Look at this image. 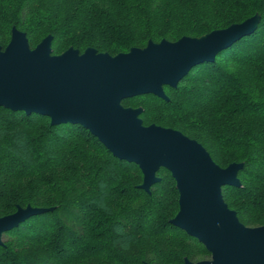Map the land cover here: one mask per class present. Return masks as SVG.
Segmentation results:
<instances>
[{
    "label": "trees",
    "instance_id": "trees-1",
    "mask_svg": "<svg viewBox=\"0 0 264 264\" xmlns=\"http://www.w3.org/2000/svg\"><path fill=\"white\" fill-rule=\"evenodd\" d=\"M253 17V33L193 67L177 87H164L167 100L141 95L122 105L143 107L144 126L180 132L222 169L242 164L240 186L223 188L222 197L241 224L257 228L264 225V0H0V45L8 47L16 28L32 49L51 36L54 56L92 48L116 57ZM157 176L148 192L140 167L116 158L84 127L0 107V218L29 206L53 209L3 235L0 264L210 260L170 224L179 193L168 171Z\"/></svg>",
    "mask_w": 264,
    "mask_h": 264
},
{
    "label": "water",
    "instance_id": "water-1",
    "mask_svg": "<svg viewBox=\"0 0 264 264\" xmlns=\"http://www.w3.org/2000/svg\"><path fill=\"white\" fill-rule=\"evenodd\" d=\"M257 24L253 17L199 39L150 42L116 57L92 48L54 56L51 36L32 49L27 35L14 28L8 47L0 45V107L48 117L52 126L84 127L116 158L140 167L141 188L148 192L159 181L157 174L168 171L179 193V211L170 224L210 255V260L184 264H264V225L245 227L222 197L223 188L240 186L243 165L222 169L196 141L171 129L146 127L143 109L122 105L141 95L167 100L164 87H177L193 67L213 62ZM50 211L29 206L0 218V245L6 232Z\"/></svg>",
    "mask_w": 264,
    "mask_h": 264
},
{
    "label": "rangeland",
    "instance_id": "rangeland-1",
    "mask_svg": "<svg viewBox=\"0 0 264 264\" xmlns=\"http://www.w3.org/2000/svg\"><path fill=\"white\" fill-rule=\"evenodd\" d=\"M49 37V36H48ZM41 44V43H40ZM39 44V45H40ZM5 50V49H4ZM137 109H143L144 110V108L143 107H139V108H137ZM154 124H152L151 126H153ZM155 126H157V125H155ZM150 127V126H149ZM159 127V126H158ZM158 177V176H157ZM159 178V177H158ZM2 241H3V238H2ZM176 242H180V243H183V241L181 240V239H179V238H177L176 240H175ZM184 244L186 245V247H187V249H188V251L193 255L192 257H194V256H196L197 254H198V250H197V248H196V246L194 245V244H190V243H185L184 242ZM147 245V243L146 242H143L142 244H141V247H145ZM185 260L186 261H189L187 258H184V263H185ZM189 262H191V263H197L196 262V260H194V261H189Z\"/></svg>",
    "mask_w": 264,
    "mask_h": 264
}]
</instances>
